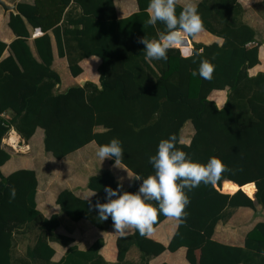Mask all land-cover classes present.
Returning a JSON list of instances; mask_svg holds the SVG:
<instances>
[{
	"label": "trees",
	"instance_id": "16d2710c",
	"mask_svg": "<svg viewBox=\"0 0 264 264\" xmlns=\"http://www.w3.org/2000/svg\"><path fill=\"white\" fill-rule=\"evenodd\" d=\"M135 1L137 9L122 17L116 16L112 0L17 1V12H9L7 19L14 37L8 43L0 40V112H8L0 116V165L9 157L1 137L10 127L26 140L40 126L43 150L55 158L90 140L98 146L117 138L124 151L120 163L134 174L131 185L120 191L136 193L142 181L135 176L155 175L149 157L156 154L162 139L175 136L176 147L190 160L206 164L216 157L229 171L215 185L201 183L191 191L184 189L190 199L186 223L175 227L166 245L135 230L117 236L116 261L123 260L130 245L139 251L137 264H147L163 249L182 245L189 264H264V221H256L246 231L241 245L211 237L215 223L227 219L235 207L254 209L258 204L264 208V70L248 72L258 63L260 41L255 29L242 19L238 0H197L204 31L194 38L206 41L215 35L221 40L202 42L189 37L190 49H203V55L185 59L179 49H170L166 61H148L138 39H158L165 26L147 25L149 0ZM182 6L177 4V15ZM28 26L41 31L32 38L35 55L27 43ZM48 31L71 75L80 72L79 59L98 57L97 83L87 79L55 90L59 75L51 67ZM5 47L9 52L1 57ZM201 60L215 66L210 80L193 75ZM212 89H225L220 106L209 97ZM186 120L192 133L183 142L180 129ZM118 184L122 185L102 170L87 177L94 196L87 200L61 188L55 203L69 218L84 217L104 229L112 225L111 218L100 221L89 201L93 205L97 200L107 202L105 186L117 189ZM35 186L31 168L7 174L0 170V264H20L12 258L11 247L13 232L21 226L38 229L25 247L23 264H108L97 252L101 238L85 250L69 247L58 261L49 260L53 249L46 234L52 233L58 219L55 213L44 217L37 210ZM11 187L16 189L13 200ZM146 203L157 206L155 201ZM163 217L160 214L158 222Z\"/></svg>",
	"mask_w": 264,
	"mask_h": 264
},
{
	"label": "crops",
	"instance_id": "0c3cea01",
	"mask_svg": "<svg viewBox=\"0 0 264 264\" xmlns=\"http://www.w3.org/2000/svg\"><path fill=\"white\" fill-rule=\"evenodd\" d=\"M4 1L11 3L15 0ZM22 1L32 2V0ZM238 1L243 8L242 19L255 29V37L260 41L257 50L258 63L248 68V72L249 69H252V72L249 73H254L257 70H264V34L261 36L259 34L260 31L264 32V23L260 19L261 16H259V10H264V3L261 0ZM112 2L117 17L125 16L137 9L135 0H112ZM178 3L182 4L180 1ZM9 12L12 11L3 10L0 6V40L5 43H8L14 37V33L7 24ZM256 18H259L257 21L258 26L254 22ZM260 27H262V30H260ZM28 30L29 36L27 37V43L35 55L32 38L40 34L41 31L39 29L40 32L38 34H32L33 28L29 26ZM48 34L50 35L52 54L51 67L59 75V82L56 84L55 90L62 91L70 84H82L87 79L97 83L96 66L99 62L98 57L93 54L82 57L78 61L81 68L80 72L76 75H71L67 68L65 56L57 54L53 35L50 31H48ZM199 34L202 33L200 32ZM258 35L260 36L259 39ZM209 39L210 41L215 39L218 42L221 40L220 37L215 35ZM203 42H209V40ZM186 46L190 48L189 38L186 40ZM180 50L183 54V48H180ZM8 52V48L5 47L2 50L1 57L7 55ZM61 73L65 75L66 81H62ZM217 90H221V94H215L214 91ZM209 97L214 99L215 103L220 106L225 97V89H212ZM7 114L8 112L6 111L0 112V116H6ZM10 133L11 137L8 138ZM181 141L187 142L188 140ZM95 144L93 140H90L62 157L55 158L49 152L43 150L42 129L40 126H36L33 133L26 140L22 139L10 127L1 137V146L9 153V157L0 165V170L3 174H7L17 168H31L34 170L36 178L34 194L35 207L42 216L49 217L55 213L58 219V223L52 233L46 234L47 243L53 249V253L49 258L50 261L55 262L61 259L69 247L85 250L95 239L101 238L102 243L99 245L97 252L108 264H137L139 251L134 245H130L127 248L122 261H116L117 249L115 239L119 234L113 232L112 225L100 229L87 218L81 217L73 220L61 212L55 203V195L61 188H68L79 198L87 199L94 192L93 189L86 185L87 177L102 170H108L114 179L119 181L123 187H129L131 185L134 176L133 172L120 162L115 164V160L111 161L105 158L101 162L96 156L97 148ZM257 205H255L254 209L248 206L235 207L227 219L223 220V222L219 220L215 223L211 237L223 243L241 245L246 231L256 221H264V216L256 217V214L259 212L256 208ZM261 209L264 211V208ZM175 227V221L164 216L154 225L155 230L153 234L147 237L166 245ZM130 232H132L131 229L126 234ZM37 233L38 229L34 226H21L13 232L11 247L13 259L19 260L20 264L24 263L26 260L24 255L25 247L27 244L33 242ZM80 261L81 259L78 262ZM162 262L166 264H189L185 259V247L180 245L174 250L165 248L151 256L147 264H161Z\"/></svg>",
	"mask_w": 264,
	"mask_h": 264
},
{
	"label": "clouds",
	"instance_id": "9594fccd",
	"mask_svg": "<svg viewBox=\"0 0 264 264\" xmlns=\"http://www.w3.org/2000/svg\"><path fill=\"white\" fill-rule=\"evenodd\" d=\"M177 4L178 0H149L148 19L145 23L150 26L162 23L165 30L159 34L158 39H138V43L144 45L146 60L166 61L170 49L180 48H183L185 59L203 55V49L197 51L186 46L187 38L196 36L204 29L197 4L193 0H185L178 15ZM214 71L213 64L201 60L193 75L210 80ZM123 154L121 141L117 138L111 139L107 144L98 145L96 150V156L101 162L105 158H114L117 164L122 161ZM149 163L155 169V175L145 179L135 176V180L142 181L136 193L121 192L120 184L117 189L105 186L107 202L101 203L97 200L93 205L89 201L90 209L94 208L98 212L99 220L103 222L111 218L113 232L121 236L130 229L138 231L142 237L151 236L160 214L174 220L177 228L185 224L188 215L186 207L190 204V199L184 189L191 191L201 183L215 185L222 174L229 171L216 157H211L206 164L190 160L187 153L176 147V138L171 135L159 142L156 154L149 157ZM95 194L93 192L89 197ZM9 195L10 200L15 199V187L9 189ZM146 201H155L157 206L154 207Z\"/></svg>",
	"mask_w": 264,
	"mask_h": 264
},
{
	"label": "rangeland",
	"instance_id": "374dc122",
	"mask_svg": "<svg viewBox=\"0 0 264 264\" xmlns=\"http://www.w3.org/2000/svg\"><path fill=\"white\" fill-rule=\"evenodd\" d=\"M178 1H180L182 4H184L185 3V0H178ZM195 1H197V0H193V2H195ZM260 7V6H259ZM258 7V9H260ZM259 16H261V20L263 21V23H264V10H262V9H260L259 10ZM258 19L259 18H256L255 20H254V22H255V24L257 25L258 23H257V21H258ZM258 26V25H257ZM260 30H262V27H260ZM259 34H260V36L261 35H263L264 34V32H259ZM260 36L258 35V39L260 38ZM192 40H195V41H202V39H198V38H194V37H192L191 38ZM212 40H215V39H212ZM206 41H208V40H206ZM209 41H210V39H209ZM203 42V41H202ZM179 52H181V50L179 49ZM249 72H252V69H249ZM61 75H62V81H66V79H65V75L64 74H62L61 73ZM191 130H192V126H191V123H190V121L189 120H186L184 123H183V126H182V128L180 129V139L181 140H188L189 139V136H190V134H191ZM12 132V131H11ZM9 138V137H8ZM41 145V144H40ZM95 146H96V148H97V145L95 144ZM257 210H259V212L256 214V217H261V215L262 216H264L263 214H264V211H262L263 209H261L260 210V207L257 205ZM223 222V221H222Z\"/></svg>",
	"mask_w": 264,
	"mask_h": 264
},
{
	"label": "water",
	"instance_id": "95a60500",
	"mask_svg": "<svg viewBox=\"0 0 264 264\" xmlns=\"http://www.w3.org/2000/svg\"><path fill=\"white\" fill-rule=\"evenodd\" d=\"M16 3H17L16 0L11 2V3L5 2L4 0H0V6L2 7V9L3 10H11L13 13L17 12ZM180 53L182 54V52H180ZM237 186H239V185L237 184ZM238 188L241 189L240 187H238ZM251 198H253V195Z\"/></svg>",
	"mask_w": 264,
	"mask_h": 264
},
{
	"label": "built area",
	"instance_id": "2783aa9c",
	"mask_svg": "<svg viewBox=\"0 0 264 264\" xmlns=\"http://www.w3.org/2000/svg\"><path fill=\"white\" fill-rule=\"evenodd\" d=\"M39 32H40L39 28L38 27H34L33 31H32V34H38Z\"/></svg>",
	"mask_w": 264,
	"mask_h": 264
}]
</instances>
